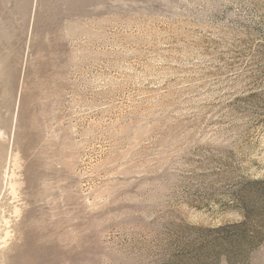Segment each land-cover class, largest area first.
I'll use <instances>...</instances> for the list:
<instances>
[{"label":"rangeland","instance_id":"obj_1","mask_svg":"<svg viewBox=\"0 0 264 264\" xmlns=\"http://www.w3.org/2000/svg\"><path fill=\"white\" fill-rule=\"evenodd\" d=\"M0 264H264V0H0Z\"/></svg>","mask_w":264,"mask_h":264}]
</instances>
